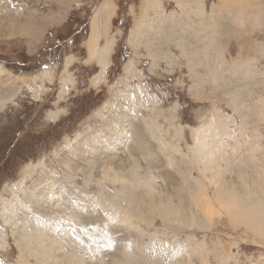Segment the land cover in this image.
Returning a JSON list of instances; mask_svg holds the SVG:
<instances>
[{"label": "rangeland", "instance_id": "1", "mask_svg": "<svg viewBox=\"0 0 264 264\" xmlns=\"http://www.w3.org/2000/svg\"><path fill=\"white\" fill-rule=\"evenodd\" d=\"M103 1L0 0V23L7 24L0 30V97L6 100L0 107V264H38L28 246L37 249L45 243L58 248L68 236L86 243L81 264H96L97 250L102 251L100 260L104 253L112 254L120 264H131L128 257L135 254L136 264H264V235L225 212L218 213L214 173L205 177L190 161L197 158L201 139L197 129L215 124L220 116L229 131L224 135L211 131L210 136L217 144L226 143L221 175L242 190L258 191L264 200V186L260 187L264 185V0H252L250 5L247 0L238 5L232 0H201L207 17L212 9L214 14L225 11L204 49L207 54L202 52L208 38L204 33L211 31L206 28L202 33L197 23L202 20L193 11L188 13L193 17H179L175 25L166 22L159 32L149 33L156 44L148 49L130 43L144 16L158 19L147 9L148 0H111L114 11L98 45L103 46L108 37L114 42L104 78L95 84L102 67L89 53L88 43L92 17ZM161 1L167 17L180 12L177 0ZM150 28L143 25L140 38L148 37L142 31ZM38 29L42 34H36ZM190 42L196 43V53L205 64L219 67L217 84L203 78L209 77L204 65L197 64V76L192 75L191 58L186 57L193 53ZM150 51L157 54L155 59ZM69 56L74 61L66 67ZM46 69L51 74L41 75ZM227 90L238 93L240 111L226 101ZM110 118H119L115 128L130 126L123 150L111 149L116 154L113 162L121 158L119 166L104 163L98 147L85 148L87 140L94 142L97 137L105 144ZM78 149L84 156L79 157L83 153ZM142 152L152 155L143 157ZM135 160L142 170H150L159 193L151 196L144 187L138 188V196L145 200L139 207L117 197L121 215L113 214L104 200L121 183L112 176L117 171L128 175ZM52 178L68 185L54 199L59 210L55 203L38 205L28 195L37 193L38 185L47 188ZM244 180L249 186L241 184ZM197 183L207 187L213 200L206 201L215 214L202 211L197 200L204 199ZM153 198L173 207L178 204L172 216L151 206ZM48 209L53 213L45 214ZM178 209L180 213H175ZM64 252H56V260L43 264H66ZM109 259L103 260L109 264Z\"/></svg>", "mask_w": 264, "mask_h": 264}, {"label": "bare ground", "instance_id": "2", "mask_svg": "<svg viewBox=\"0 0 264 264\" xmlns=\"http://www.w3.org/2000/svg\"><path fill=\"white\" fill-rule=\"evenodd\" d=\"M222 1L224 2L226 0H222ZM232 1L233 2H236L237 5H238L239 2H240V4L243 3V2H246V0H240V1L239 0H232ZM177 3H178V8H179L180 12H178V11L175 10L176 12H173L174 15H168V17H167L165 15L166 12L164 11V7H163V4H162V1L161 0H148V7H147V9L148 10L149 9L153 10L154 14L156 13L155 16L157 15V18L158 19L155 20V19L151 18L150 16H148L146 14L148 16L147 17L148 19L145 18V16H144V19H142V21L139 22V25L138 26H139V30L141 32V27L143 25H145V24L150 25L151 28L149 30H147L145 32L142 31L145 34L148 33V37H147V35H142V37L140 38V36H139L140 32L137 31V30H135V31L133 30L134 32L132 33V40L130 41V43L133 46L136 45V44H138V45L143 44V45L147 46L148 49H152L153 44L155 43V41L154 40H151V36H149V33L151 34L152 32H156V29L158 31V28L160 26H164V24L166 22L172 24L173 22L177 21L179 19V17L181 19H185V18H182V17L191 18L192 14L191 15L190 14L188 15V13L190 11L191 12L193 11L194 12L193 15H195L196 17L199 15L200 16V17L198 16L199 19L201 18V20H202V21L199 20L202 23L197 22V23H199L198 25L202 29V33H203V30H205L206 28H208V30L211 31L210 33H208V31L204 33V36H206L208 38L206 39L207 40L206 41L207 46H204L203 47L202 52L204 54H207V52H205L204 49L211 44V41H212L211 38H213L212 37V34H213L214 30H216L219 27V25H220L219 19L223 18L222 15H224L223 12H225L224 11V8H222L220 10V12L219 13H216V14H214V9H212V13L208 14L209 16L207 17V16H205L207 14V13L205 14V12H204L205 9L200 7L201 0H177ZM197 3H199V8H198ZM247 3H249V5H250L252 3V0H247ZM148 10H146V11H148ZM113 11H114V7H113L112 1L111 0H104L102 2V4L97 8L95 14L92 17V22H91L92 32H91V37H90V40H89V43H88V50H89V53L91 54V56L96 57L97 62L102 67L101 72L98 73V74H96V76L93 79V83H95V84H97L98 82H100L104 78L105 71L107 70V67L109 65L108 64L109 63V56H110V53L112 52V47H113L114 40L111 37H108V38H106L105 44L103 46H100L99 47V45H98V39H100L99 36H100L101 32L103 33V31H104V33H105L107 31V22H108V19L111 18V14H112ZM185 14H186V16H184ZM56 18H57V16H56ZM224 18L226 19V17H224ZM149 19L151 20V22H150ZM153 20L156 21L155 24L152 22ZM257 20H258V18H257ZM49 22L50 23H53V21H49ZM35 24L37 25L38 22H35ZM175 24L176 23H173L172 25H175ZM221 24H222V22H221ZM4 25H7V24L0 23V30H2L1 28L4 27ZM180 26H181V23H180ZM172 28H173V26H172ZM44 29H45V27L43 28V33H44ZM210 29H213V30H210ZM30 32H32V31H30ZM158 32H157V34H158ZM162 32H165V30L162 31ZM36 34H42V32L38 29ZM166 34H167L166 36L171 37V38H173V36H174L171 32H166ZM159 35H162V34L159 33ZM163 35H165V33ZM165 38L167 39V37H165ZM161 39H164L163 36H162ZM182 39L187 40L185 36ZM159 42H160V40H159ZM161 43H158V44H161ZM195 44L196 43H192V42L188 43V45L190 46V51H193V53L190 54V56H186V57H190L191 58V60H189L188 62H189V66H190L192 75L196 74V76H197V72H196L197 64H199L200 66H203L204 65L205 68L207 69V76H209V77H203V78H206L207 80H208V78H212V81L214 82V84H217V82H219V79H218V77H219V67L218 66H214L213 67L212 65L209 64L208 61H207L208 63L205 64L204 63V60L202 58H200V56L197 55V53H196L197 52L196 51L197 50V47L195 46ZM180 45H183L182 40L180 41ZM256 45L258 46V44H256ZM250 47H251V44H250ZM254 47H255V45H254ZM186 52H187V50L184 51V54ZM149 53H151V56L154 59L157 57V54L153 53L152 51H150ZM160 53H161V51H160ZM73 61H74V58L72 56L66 57V62H65L66 67L69 66L70 64H72ZM131 66H132V64L129 63L127 65V70H128V67H131ZM42 73L43 74H48V75L51 74V72L48 69L44 70L43 72H40L41 75H42ZM227 91L228 92L225 93V96L227 97V100L226 101L231 102L233 104L234 108L236 109V111H238V110L240 111V109H238L240 103H239V105L237 103V98L239 99L238 93L235 92V91H229V90H227ZM1 98L2 97H0V99ZM5 101L6 100L4 98H2V100H0V107H3L5 105ZM55 115L56 114L54 113L53 116H55ZM112 116H114V115H112ZM110 119H112V120H110L112 122V127L109 126V125H107L106 128H105V130H104L105 144H103V141L101 140L100 137H97L96 140H94V142H89V140H87L88 141V142L86 141L88 143L87 144V147H85V146L84 147L86 149H90V147H91L92 150H94V149H96L98 147L96 150L99 151V152H101V156H102L101 159L103 160L104 163L108 162V163H113V164L119 166V163L117 161L121 160V158L120 157H117V161L113 162L112 159L116 158V154L115 153H112L111 149H115L114 152H118L117 150H121V149L123 150L124 143L126 144V142H127L126 140L128 139L127 137L124 136V134L128 132L127 130H128V126L129 125L127 123V125L125 127L121 125L120 127L115 128L116 127V124L118 123L117 120L119 118H114V119L113 118H110ZM194 131L196 132V130H194ZM211 131H214L215 133L224 135V134L227 133V131H229V126H227L225 120H222V118L219 116L216 119L215 124H213V125L210 124V125H207V126H203L200 129H197V134H199V136L201 138L200 141L197 143V147H196V151H195V154L197 155V158H193V159L191 158L190 161H192V163H194L193 165H195V167L198 168L204 174L205 177H208V175H207L208 172H213L214 173L213 179L217 183L215 200L218 203V213L225 212L228 215H231L234 220H236L238 222H241V223H244L245 225H248V227H251L252 229H254L253 231L260 232V233H262L264 235V200L258 194L259 193L258 191H248V190H244V189L242 190L241 188H239L237 186L238 185L237 183H236L237 185H234L233 186V183L234 182H232V184H231V181L230 180H228L227 178H224L221 175L223 169L226 168V167L223 166V162L225 160L226 153L224 152V148H222V146L226 145V143H225L224 140L219 141L218 144L215 143L211 139V136H210ZM128 133H129V137H130V132H128ZM129 147H130L129 149H132L133 150L134 149L133 143H130ZM76 150H77V148H76ZM78 150L80 151V153H83V152H81L82 151L81 149H78ZM141 151H147V150L145 149V150H141ZM85 152H87V151H85ZM255 153L256 152H254V154ZM77 154H79V153H77ZM84 154L85 153L81 154V156H79V157L84 156ZM98 154H100V153H98ZM259 154H260V152H259ZM142 155H143V157H147L148 155L151 156L152 154H150L148 152H142ZM192 155L194 156V154H192ZM249 156H251V155H249ZM253 156L255 157V155H253ZM90 158H92V157H90ZM227 159H229L228 156H227ZM170 162L172 163L174 161H170ZM260 167H258V168H260ZM263 167H262V170L264 171ZM108 171L110 172V170H108ZM127 172H128V175H125L124 173H121V172H118L117 171L112 176V180L114 182L119 181L121 183V186L120 187H117L116 190L113 191L114 194L111 197L105 198V200H104L105 205L107 207L113 209V211H112L113 214L116 213L117 215H121L118 212V210H117V209H119V208H117L118 207L117 206V202H118L117 201V197L124 196V197L127 198V201L128 202H134L136 204V206L139 207L140 201H145V200L142 199V198H140L138 196V193L136 191L138 188L144 187L146 189V191H147V194L148 195H151V196H154L157 191L159 193V190L156 188V185L154 183V178L150 174V170L149 169H146V171L145 170H142V165L139 163L138 160H135V161H133V163H131V165H130V167H129V169H128ZM241 173L242 172H240V174ZM261 174H263V173H261ZM109 175H111V173ZM239 176H241V175H239ZM48 177H46V178H48ZM242 178H244V177H242ZM241 179L239 178V180H241ZM254 181H256V180H254ZM43 183H44V181H43ZM49 183H50L49 186L47 188L45 187L44 189H43L42 186H39L38 185V187H36L37 193L35 192L37 195L35 193H34V195L33 194H28V195H31V201H35L38 205H40V203H41L43 207H45L47 205V204L45 205V203H48V205H53L55 203V200L54 199H56V198L58 199V197H61L62 196V195L60 196V194H61L60 191H62L63 189L66 188V186H68L67 184L65 185L61 180L57 181L54 178H52ZM241 184L242 185H245V186H249V184H247V182H245V180ZM256 186H259V185L257 184ZM263 186L264 185H262V186L260 185V187H263ZM197 188H198V192H200V194H201V197L204 199V200H201V199H198L197 200L198 203H201V209H202V211L205 214H207V215L215 214L217 211H214V207L209 202L206 201V200H208V201H212L213 200V198L211 196H209V194L207 192V187L205 185L201 184V183H197ZM29 198H30V196H29ZM57 199H56V201H57ZM157 200L158 199L153 198L152 201H151V206L158 207V210L160 209L162 211L163 215H167V217H168V215H171L172 216V213H174V209H175V207H177L178 204L175 207H173L169 201L163 200L161 203L160 202L157 203ZM79 202H80V200H79ZM172 204H174V203H172ZM58 207H59V205L56 204L55 205V208H58ZM50 209H48V211L45 212V214L51 213V210ZM59 209H61V208L59 207L58 210ZM122 209H124V208H122ZM46 210L47 209L45 208L44 210H41V211H46ZM128 212L131 213L132 211H128ZM57 213H58V211H57ZM175 213H180V209H178L177 212H175ZM67 215H68V213H67ZM125 215H127V214H125ZM177 215H179V214H177ZM56 217H57V215H56ZM175 217H177V216H174V218ZM176 219H178V217ZM52 225L54 226V224H52ZM138 228H139V226L137 225V229ZM44 229H46V228H44ZM56 230H58V229H56ZM51 231H50V233H51ZM57 233H56V235H57ZM45 234H46V232H45ZM87 235H88V233H87ZM41 236L44 237V235H41ZM51 237H49V239ZM59 237H60V235H59ZM68 238H69L68 240H63L62 241V246L61 247L58 246V248H55V246H56L55 244H45V243L43 244L42 243V245L40 247H37V249L34 248L33 245L28 246L27 247V251H28L29 254L36 255L34 257L37 258L36 260H38V264H43V261H46L47 262V261H50V260H56L57 256H59V254H56V252L57 253H60L61 250L65 251L63 255H64V259L66 261V264H81V260H84L85 259V255H80V252L83 251L84 244H86V243L83 242V241L81 242L76 237L73 238V236L72 237L71 236H68ZM52 239H54V238L52 237ZM57 239H58V236H57ZM96 242L97 241H95V243ZM81 243L82 244L84 243V244L82 245ZM30 244H32V243H30ZM233 244H232V246H233ZM21 249H22V247H21ZM100 250H101V248H100ZM84 252L87 253L88 252V249L87 248H86V250L84 249ZM96 252H97V258H96V260H97L96 262L97 263L96 264H105L106 262H104V260L107 259V257H111V259L108 260V263L109 264H120L118 262H115V259L116 258L112 259V257H114V255L109 254L108 256H106L107 254L104 253V255H105L103 257L104 260L103 259L100 260L98 257H101L99 254H101L100 252H102V251L99 252V250H97ZM111 253H113V252H111ZM33 255H32V257H33ZM127 255H132V254L131 253H127ZM132 256H133V259L132 258L130 259L129 258L130 256H129L127 261H128V263L131 262V264H136L138 258H135L136 254L135 255H132ZM151 257L149 258V260H151ZM61 259H62V257H61ZM119 262H123V261L120 260ZM55 264H57V263H55ZM150 264H152V263H150Z\"/></svg>", "mask_w": 264, "mask_h": 264}]
</instances>
